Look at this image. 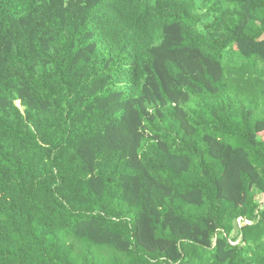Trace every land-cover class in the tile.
<instances>
[{
  "label": "trees",
  "instance_id": "1",
  "mask_svg": "<svg viewBox=\"0 0 264 264\" xmlns=\"http://www.w3.org/2000/svg\"><path fill=\"white\" fill-rule=\"evenodd\" d=\"M257 195L264 0H0V264H264Z\"/></svg>",
  "mask_w": 264,
  "mask_h": 264
},
{
  "label": "rangeland",
  "instance_id": "2",
  "mask_svg": "<svg viewBox=\"0 0 264 264\" xmlns=\"http://www.w3.org/2000/svg\"><path fill=\"white\" fill-rule=\"evenodd\" d=\"M256 199L259 201V203L264 207V195H257ZM246 224H251L250 222H246ZM237 226L242 225V221L238 220L237 221ZM235 233L233 232L232 235H234Z\"/></svg>",
  "mask_w": 264,
  "mask_h": 264
}]
</instances>
